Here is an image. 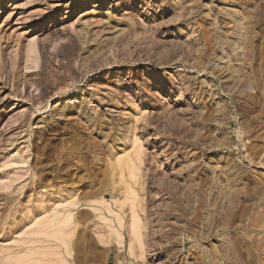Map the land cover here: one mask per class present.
<instances>
[{"label":"rangeland","instance_id":"374dc122","mask_svg":"<svg viewBox=\"0 0 264 264\" xmlns=\"http://www.w3.org/2000/svg\"><path fill=\"white\" fill-rule=\"evenodd\" d=\"M139 1L0 8V264H264V0Z\"/></svg>","mask_w":264,"mask_h":264},{"label":"bare ground","instance_id":"6f19581e","mask_svg":"<svg viewBox=\"0 0 264 264\" xmlns=\"http://www.w3.org/2000/svg\"><path fill=\"white\" fill-rule=\"evenodd\" d=\"M138 2H140L139 0H137ZM16 2V0H0V8H4V7H6V5L8 4V5H10V6H12L14 3ZM88 2H90V1H88ZM99 2V1H98ZM135 2V0H133V3ZM37 4V3H36ZM93 4V3H92ZM135 4H137V3H135ZM165 4V3H164ZM163 4V5H164ZM139 5V4H138ZM93 6L95 7V6H97L96 4H93ZM113 6V5H112ZM168 6V5H167ZM91 7V6H90ZM141 7V6H140ZM79 8V7H78ZM166 8V6H160L159 7V9H157L156 11L157 12H159V13H161V12H165L166 10H168V11H170L169 9H165ZM86 9V8H85ZM143 9V8H142ZM35 10H39V9H35ZM83 10V9H82ZM146 10V9H145ZM73 11V10H72ZM90 11V10H89ZM144 11V10H143ZM107 12H109V11H107ZM143 13V12H142ZM65 16V15H64ZM57 19V18H56ZM55 20V19H54ZM45 21V20H44ZM40 22V21H39ZM46 22V21H45ZM40 24V23H39ZM49 24V23H48ZM35 25V24H34ZM38 27V26H37ZM147 70V69H146ZM149 72H151V71H147V74L146 75H148L149 74ZM167 73V72H166ZM130 74V73H129ZM128 76V75H127ZM149 84H150V82H149ZM151 85H153V87L155 88V89H157L158 91L160 90V89H162V91H166V90H169L168 92L171 94L172 92H174V91H172V90H170L171 88H168L167 86L168 85H166L165 83H163V82H157V83H152L151 82ZM170 87V86H169ZM160 92V91H159ZM179 92V91H178ZM166 93V92H165ZM176 95H175V97H174V99L177 101V100H179L180 98H182V96H181V93H175ZM183 94V93H182ZM172 95H173V93H172ZM166 97H168V96H166ZM166 97H165V100H166ZM172 99V98H171ZM173 99V100H174ZM172 100V101H173ZM71 105V104H70ZM84 109H82V108H78V107H76L75 105H71V106H69L68 104L67 105H65L64 107H62L61 108V113H59V115L61 114V116L63 115H65L66 113H67V116H69L70 114L71 115H74V116H79V115H83L84 113H82V111H83ZM63 113V114H62ZM64 118V117H63ZM61 119V118H60ZM116 143V142H115ZM114 143V144H115ZM113 146V145H112ZM156 154H155V157L156 158H163V157H165V156H167V154H166V151H164V150H162V149H160V148H157L156 149ZM138 155H139V151L138 150H135L134 152H133V154L131 155V154H128L124 159H122L121 161H120V163H119V165L117 166V168L118 167H120V169H122V170H124V171H126L128 174H129V176H128V178L129 177H134V176H136L137 175V173H136V169H137V166H136V164H135V161H136V158L138 157ZM119 170V169H118ZM125 172V173H126ZM121 173V172H120ZM118 174V173H117ZM122 174V173H121ZM121 176V175H120ZM120 179H122V182L123 181H125L123 178H121L120 177ZM129 184V183H128ZM125 187H126V184H125ZM133 187H130V186H128V188H127V193L129 194V195H131L133 192H135V191H133V189H132ZM125 189V188H124ZM124 191H126V190H124ZM123 193V192H122ZM134 198V197H133ZM133 200V199H132ZM133 202V201H132ZM136 202H137V200H136ZM70 215V214H69ZM86 215V214H85ZM67 219V218H66ZM65 219V220H66ZM64 220V221H65ZM56 221H57V219H56ZM55 221V222H56ZM61 221V220H60ZM60 221H58V223H60ZM136 222V221H135ZM58 223L56 222V225H58ZM66 223H68V221L66 220L65 221V223H64V225L66 224ZM52 225V224H51ZM74 227V226H73ZM60 228V229H59ZM59 228H57V230H60L59 231V233L55 236L56 238L58 237L59 239H60V242H61V247L59 246V249H62L63 250V252L65 253L66 252V254H67V251L69 250V245H70V242L72 243V241H71V236L67 233V231H66V229H65V227L64 226H62V228H61V226L59 227ZM72 228V227H71ZM64 229H65V231H64ZM73 229V228H72ZM72 229H68V232L70 231V230H72ZM74 231V230H73ZM72 231V232H73ZM135 232V234L138 236L139 235V229H138V227H137V225H135V226H133V233ZM57 238V240H59ZM55 239V238H54ZM73 244V243H72ZM59 252V251H58ZM65 254V255H66ZM68 255V254H67ZM60 257H63V256H60ZM60 260L62 261V258H60ZM63 261L65 262V259H63ZM62 261V262H63Z\"/></svg>","mask_w":264,"mask_h":264}]
</instances>
